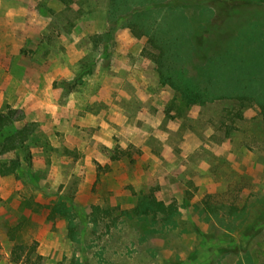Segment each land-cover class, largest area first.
I'll use <instances>...</instances> for the list:
<instances>
[{
	"label": "rangeland",
	"instance_id": "1",
	"mask_svg": "<svg viewBox=\"0 0 264 264\" xmlns=\"http://www.w3.org/2000/svg\"><path fill=\"white\" fill-rule=\"evenodd\" d=\"M65 1L0 0V114L37 124L31 170L0 177V264H15L19 244L42 264H264L259 107H187L141 56L147 38L108 21L109 0ZM176 1L205 50L214 32L225 47L264 31V0L224 12ZM156 182L157 199L177 205L176 228L134 216ZM60 200L77 216L74 237L51 215Z\"/></svg>",
	"mask_w": 264,
	"mask_h": 264
},
{
	"label": "trees",
	"instance_id": "2",
	"mask_svg": "<svg viewBox=\"0 0 264 264\" xmlns=\"http://www.w3.org/2000/svg\"><path fill=\"white\" fill-rule=\"evenodd\" d=\"M231 1L239 0H214L213 4L218 10L223 9L220 12L240 7L241 4L232 6ZM181 10L176 0H109L107 15L110 23L122 22L135 38H147V47L141 56L156 65L160 83L178 92L187 107L234 100L242 108L259 107L264 118V31L258 27L253 31L242 30L229 39L225 47L220 46L219 33L214 32V45L205 50L203 37L193 32L187 18L180 14ZM16 115L13 110L0 114V177L15 175L23 163L28 171L33 167L28 144L37 131V124L23 122ZM235 115L238 120L243 119L242 111ZM20 150L24 152L23 158L18 155ZM158 190L156 182L147 193L140 194L133 210L135 218L152 219L155 224H162L161 227H178L176 203L158 200L155 195ZM205 209H210L208 203ZM73 211L62 200L51 211L53 218L59 216L68 222L71 237L78 229ZM100 212L99 207H94L92 216L96 219ZM159 215L163 218L159 219ZM34 251V248L28 251L24 245H15L14 263L42 264V256L35 255Z\"/></svg>",
	"mask_w": 264,
	"mask_h": 264
},
{
	"label": "crops",
	"instance_id": "3",
	"mask_svg": "<svg viewBox=\"0 0 264 264\" xmlns=\"http://www.w3.org/2000/svg\"><path fill=\"white\" fill-rule=\"evenodd\" d=\"M216 154H218V153H216ZM218 155H219V154H218ZM170 235H172V234H170ZM154 239H156V238H154ZM154 239H153V240H154ZM163 239H164V238H163ZM179 239H181L180 242L183 244V242L186 243V239H187V237H185L184 235H182ZM160 240H161V239H160Z\"/></svg>",
	"mask_w": 264,
	"mask_h": 264
}]
</instances>
